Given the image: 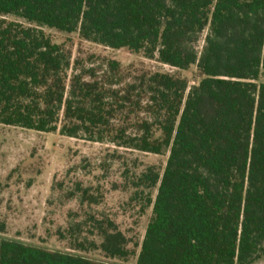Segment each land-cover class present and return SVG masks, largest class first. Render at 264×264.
<instances>
[{
    "label": "trees",
    "instance_id": "1",
    "mask_svg": "<svg viewBox=\"0 0 264 264\" xmlns=\"http://www.w3.org/2000/svg\"><path fill=\"white\" fill-rule=\"evenodd\" d=\"M45 29L174 72L74 59ZM0 125L166 157L134 184L151 207L139 246L104 214L72 213L65 250L0 237V264L264 258V0H0ZM67 199L99 204L79 185Z\"/></svg>",
    "mask_w": 264,
    "mask_h": 264
},
{
    "label": "rangeland",
    "instance_id": "2",
    "mask_svg": "<svg viewBox=\"0 0 264 264\" xmlns=\"http://www.w3.org/2000/svg\"><path fill=\"white\" fill-rule=\"evenodd\" d=\"M56 44L65 43L73 58L83 60L93 55L96 65L113 59L122 67L144 66L152 70L174 72L167 66L148 62L125 51H112L80 41L77 34L45 29ZM95 65V66H96ZM196 68L180 75L190 85L197 82ZM166 157L116 149L108 145L70 139L58 134H42L0 125V237L46 248L65 250L56 232L67 227L72 213L76 220L84 213L104 214L114 220L119 230L133 244L142 241L151 207L146 192L136 189V178L147 167L162 172ZM76 185L92 194L98 205L80 204L67 196ZM152 193V200L155 196ZM131 249L138 253V248ZM87 256L101 258L98 253ZM135 264V258L126 263ZM255 264H264L261 258Z\"/></svg>",
    "mask_w": 264,
    "mask_h": 264
}]
</instances>
